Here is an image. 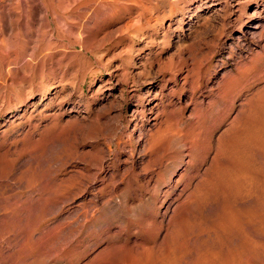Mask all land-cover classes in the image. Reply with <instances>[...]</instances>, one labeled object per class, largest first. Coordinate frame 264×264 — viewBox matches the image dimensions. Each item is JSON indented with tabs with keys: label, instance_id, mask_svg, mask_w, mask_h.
<instances>
[{
	"label": "rangeland",
	"instance_id": "1",
	"mask_svg": "<svg viewBox=\"0 0 264 264\" xmlns=\"http://www.w3.org/2000/svg\"><path fill=\"white\" fill-rule=\"evenodd\" d=\"M74 1L0 61V264H264V151L208 184L264 106V0Z\"/></svg>",
	"mask_w": 264,
	"mask_h": 264
},
{
	"label": "bare ground",
	"instance_id": "2",
	"mask_svg": "<svg viewBox=\"0 0 264 264\" xmlns=\"http://www.w3.org/2000/svg\"><path fill=\"white\" fill-rule=\"evenodd\" d=\"M95 1L97 2V5L100 8H106V9L108 8L107 5H109V4H108L107 0H95ZM11 2L12 3H11L9 8L3 7V5L0 2V4H1V6H0V45L1 46L0 47L2 48V52H3L2 55L0 56V61L2 64H6V65H8L12 62L14 63L18 59V56L11 57V55L9 53V50L12 46L11 42L12 41H15V42H21L22 41L25 43V41H24L25 38H28V36H30L32 34V29H34V28L38 29V31H40V33L46 32V26H48V24H49L48 15L49 14L51 15L50 11L54 9V5L59 6V4L61 5L63 2H67V0L66 1L65 0H13ZM73 2L76 3V1H74V0H73ZM67 3H69V0ZM64 4H66V3H64ZM94 4H95V2H94ZM71 5L72 4H70V6ZM67 6H68V4H67ZM65 7L66 6H62V8H65ZM110 8H113V7H110ZM88 9L90 10V8H88ZM88 9H86V10H88ZM92 12H90V13L87 12V13L91 16ZM94 13H95V11H94ZM87 15L85 14V17ZM105 15H107V14H105ZM96 16H98V15H96ZM99 16H100V14H99ZM85 17H84V19H85ZM85 20H87V19H85ZM89 20H91V18ZM85 27H87V26H84L81 28L83 29ZM88 29L89 28H87V30ZM49 31L51 32V30H49ZM83 31H84V29H83ZM86 32H84V33H86ZM30 38H32V37H30ZM33 39H36V38H33ZM37 39H36V41H37ZM31 41H32V39H31ZM31 46H33V45H31ZM21 47H22V45H21ZM23 47H24V45H23ZM34 48L32 47L33 51L35 50ZM26 51H27V49H26ZM18 52H20V51H18ZM28 52H26V53H28ZM33 55L35 56V54L33 52H29V54L26 56H29L28 59L29 58L31 59L33 57ZM28 69H30V68H28ZM7 70L9 71V68H7ZM232 131H233V129H231L229 131V134L232 133L230 135L229 145L227 147H225L224 149H220V148L218 149V150H220V153H222L225 157L224 158L225 159V161H224L225 165L220 167V164L218 163L219 161L217 160L214 168L212 170H210L211 174H210V181L208 182V184H210L214 179L218 178L209 187V188H211V194L212 195H214L218 192L221 185L227 184V186L230 187L234 183L238 182L240 177H247L248 179H251L250 175L256 167V163H255V155L256 154L254 152H256L258 150L264 151V106L262 108H260L259 110L255 111L253 113V115H250V117L248 118V122L246 123L245 128L243 127L242 131H240V132H232ZM28 160H31V159L28 158V159H26L20 163L21 168H25L26 165H27V167H30L29 166L30 162L27 164ZM20 166H19V168H20ZM27 171L29 172L28 169H26V172ZM25 175H24L25 177L24 176L23 177L26 178V180H27V176H29V175H27V174H25ZM28 180H30V179H28ZM26 188L28 189V187H26ZM29 188H31V186ZM44 194H45V192H44L43 187L38 188L36 190H34V188L29 189L26 192V194L24 195V202L27 203V205H29V204L31 205L34 200H38V199L43 200ZM203 195L201 194V191L198 194V196L204 197ZM30 207L31 206H29V208ZM20 208H22V206ZM10 214H12V213H10ZM230 219H233V217L228 218V220L232 224L233 220H230ZM223 223L225 224V221H223ZM227 227H228V225H227ZM213 254L217 257L219 264H233L234 263L235 256L231 252L223 254V255H221V252H214ZM170 263H171V261L166 260V259H164V260L161 259L159 261V264H170ZM202 264H216V261L211 256L210 258L204 260L202 262Z\"/></svg>",
	"mask_w": 264,
	"mask_h": 264
}]
</instances>
